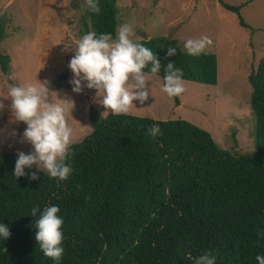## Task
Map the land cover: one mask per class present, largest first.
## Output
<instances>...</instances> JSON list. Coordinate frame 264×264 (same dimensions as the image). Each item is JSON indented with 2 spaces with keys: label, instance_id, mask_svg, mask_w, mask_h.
Masks as SVG:
<instances>
[{
  "label": "trees",
  "instance_id": "trees-1",
  "mask_svg": "<svg viewBox=\"0 0 264 264\" xmlns=\"http://www.w3.org/2000/svg\"><path fill=\"white\" fill-rule=\"evenodd\" d=\"M116 1L98 0V14L87 8V33L116 38ZM220 3L247 26L239 6ZM137 42L160 59L163 84L170 62L183 80L217 83L215 54L189 55L168 36ZM169 47L177 49L174 56H167ZM9 61L0 51L5 73ZM248 81L255 117L250 154L220 147L190 121L131 114L93 119V130L70 146L73 173L63 181L46 170L31 180L34 167L17 178V154L0 152V223L11 231L8 240L0 237V264H195L206 251L216 264H258L255 257L264 255V52ZM154 124L163 135L148 134ZM54 205L64 220L59 261L43 254L35 240L40 213L31 215L33 207L42 212Z\"/></svg>",
  "mask_w": 264,
  "mask_h": 264
},
{
  "label": "rangeland",
  "instance_id": "rangeland-1",
  "mask_svg": "<svg viewBox=\"0 0 264 264\" xmlns=\"http://www.w3.org/2000/svg\"><path fill=\"white\" fill-rule=\"evenodd\" d=\"M220 1L239 6L247 26H242L237 13L223 7ZM116 2L117 29L123 24L131 25L135 42L168 36L186 50L188 39L208 36L213 44L205 51L217 58V83L183 80L186 90L177 96L178 104L175 96L162 91L159 75L145 72L152 96L143 105L134 101L136 106L128 114L158 120L184 119L207 130L222 148L239 154L253 153L255 117L249 106L248 75L264 52V0ZM87 8L86 0H0V51L10 57L7 73L0 66V101L5 104L0 111V152L33 151L30 144L21 143L27 125L14 121L8 107L11 100L4 98L14 85L49 81L47 87L54 91L57 102L73 108L67 121L74 130V142L93 130V119L112 114L98 102L97 90L85 86L82 93H76L69 83L73 73L68 64L76 43L87 34L85 24L90 26Z\"/></svg>",
  "mask_w": 264,
  "mask_h": 264
},
{
  "label": "clouds",
  "instance_id": "clouds-1",
  "mask_svg": "<svg viewBox=\"0 0 264 264\" xmlns=\"http://www.w3.org/2000/svg\"><path fill=\"white\" fill-rule=\"evenodd\" d=\"M86 4L93 13H100L98 0H86ZM134 35L129 24L117 29L115 39L110 33L99 36L95 32L85 34L76 43L75 54L68 64L73 73L69 81L72 90L82 93L85 86L97 90L98 102L107 111L111 110L113 115L128 114L135 105L134 101L143 105L152 96L144 69L151 65L150 73L155 75L160 72L162 65L156 53L133 40ZM212 44L210 37L202 36L188 39L184 47L189 55L199 56ZM176 52V48L169 47L167 56H174ZM164 72L162 91L170 97L184 93L186 89L182 69L170 62ZM48 84L47 80H39L38 84L14 85L4 97L11 100L8 107L14 121L27 125L21 143L26 142L33 148L28 154L17 152L14 169L17 178L27 175L25 169L31 170L34 165L38 171L31 172V180L39 178L40 169L60 181L68 179L73 173V168L67 162V158L72 155L70 146L74 142V130L68 124L67 114L70 111L72 113L73 108L68 103L57 102ZM4 108L5 104L0 101V111ZM147 132L153 138L163 135L158 124L149 127ZM13 135L17 133L13 132ZM59 212V206L55 205L46 206L42 212L38 206L31 210L33 217L40 213L35 222V240L43 254L55 261L61 260L65 251L62 247L64 220L58 215ZM10 236L9 226L0 223V237L8 240ZM216 259L212 251H206L196 258L195 264H216ZM255 259L258 264H264V255L258 254Z\"/></svg>",
  "mask_w": 264,
  "mask_h": 264
}]
</instances>
